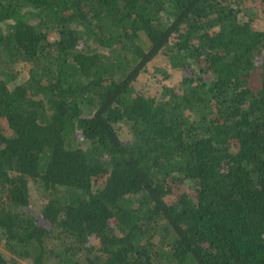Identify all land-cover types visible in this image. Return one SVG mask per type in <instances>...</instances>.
Segmentation results:
<instances>
[{"label":"trees","instance_id":"16d2710c","mask_svg":"<svg viewBox=\"0 0 264 264\" xmlns=\"http://www.w3.org/2000/svg\"><path fill=\"white\" fill-rule=\"evenodd\" d=\"M248 1L0 0V264H264ZM159 55L182 77L157 99L135 83Z\"/></svg>","mask_w":264,"mask_h":264},{"label":"rangeland","instance_id":"374dc122","mask_svg":"<svg viewBox=\"0 0 264 264\" xmlns=\"http://www.w3.org/2000/svg\"><path fill=\"white\" fill-rule=\"evenodd\" d=\"M254 3L255 2L251 0L243 3L244 5L242 6L238 20L240 22L248 21L251 23L250 25L253 29L257 31H264V15L259 13V11L255 8ZM19 67L20 66H18V77L11 84L12 87L23 84L27 79V75L23 67ZM150 68V72L153 71V73H149L147 76L138 77L135 83V86L139 91L158 99L163 87L177 88L182 77V72L176 68H172L168 60L163 55L157 56L151 62ZM162 69L166 71L165 75H163L161 71ZM119 135L122 140H126L128 138V132L124 126L121 127ZM28 189L30 196L28 213L34 218L38 225L44 226L46 223L41 216V209L44 202L43 195L33 183H29ZM0 254L6 259L11 257L10 253L5 249L3 243L0 244ZM22 263L31 264V261L24 260Z\"/></svg>","mask_w":264,"mask_h":264}]
</instances>
